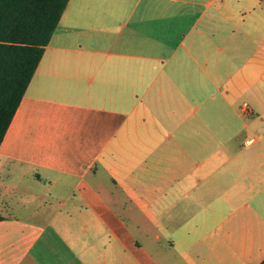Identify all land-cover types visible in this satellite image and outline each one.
<instances>
[{"label": "crops", "instance_id": "crops-1", "mask_svg": "<svg viewBox=\"0 0 264 264\" xmlns=\"http://www.w3.org/2000/svg\"><path fill=\"white\" fill-rule=\"evenodd\" d=\"M2 147L83 177L0 264L263 263L264 0H69Z\"/></svg>", "mask_w": 264, "mask_h": 264}, {"label": "trees", "instance_id": "trees-1", "mask_svg": "<svg viewBox=\"0 0 264 264\" xmlns=\"http://www.w3.org/2000/svg\"><path fill=\"white\" fill-rule=\"evenodd\" d=\"M68 1L0 0V146Z\"/></svg>", "mask_w": 264, "mask_h": 264}, {"label": "rangeland", "instance_id": "rangeland-1", "mask_svg": "<svg viewBox=\"0 0 264 264\" xmlns=\"http://www.w3.org/2000/svg\"><path fill=\"white\" fill-rule=\"evenodd\" d=\"M21 148L22 144L14 142L12 145V150L16 149L17 152ZM7 153L3 147L0 148V214L19 216L26 221L41 223L49 218L53 209L74 211L75 207L69 204L64 206V203H69L70 198L82 202L79 190L74 187L76 181L83 177L80 159L72 157L64 161L66 167L52 175L30 159L8 160ZM34 172L43 177H52L54 185H43L36 181ZM107 179L106 184L112 185L111 178L108 176ZM79 211L77 209L76 213H80ZM76 223L80 232L84 224L79 217ZM91 234L88 232L85 236Z\"/></svg>", "mask_w": 264, "mask_h": 264}]
</instances>
